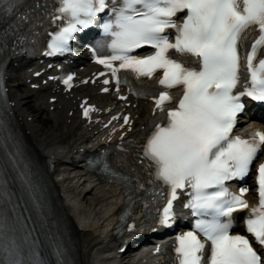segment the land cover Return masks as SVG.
I'll use <instances>...</instances> for the list:
<instances>
[{
	"label": "snow or ice",
	"instance_id": "snow-or-ice-1",
	"mask_svg": "<svg viewBox=\"0 0 264 264\" xmlns=\"http://www.w3.org/2000/svg\"><path fill=\"white\" fill-rule=\"evenodd\" d=\"M20 3L0 0V5H6L0 12L15 15ZM57 3L52 19L64 26L58 25L59 31L51 34L46 55L69 51L75 34L108 13L102 28L111 40L93 49L96 62L111 72L117 91L129 78L151 84V92L130 91L155 104L154 127L143 156L154 168L161 189L154 193L163 202L157 208L158 223L174 226L178 216L174 202L185 193L190 199L183 206L197 218L191 230L175 237L172 264H264V255L253 246L255 242L264 249V163L256 169L258 204L244 219L247 235L232 229L233 215L249 208L244 198L249 189L242 187L237 194L226 186L227 181L247 177L264 152V131L254 129L246 136L233 132L245 110V97L264 102V0ZM17 19L24 22L29 17L22 14ZM250 37L252 42L245 48ZM146 46L153 51L133 54ZM71 79L68 76L63 83L71 87ZM90 110L95 111L85 109L84 115ZM124 123H129L127 117ZM0 256V264H45L25 257L21 245L5 232L2 220Z\"/></svg>",
	"mask_w": 264,
	"mask_h": 264
},
{
	"label": "bare ground",
	"instance_id": "bare-ground-1",
	"mask_svg": "<svg viewBox=\"0 0 264 264\" xmlns=\"http://www.w3.org/2000/svg\"><path fill=\"white\" fill-rule=\"evenodd\" d=\"M31 67L21 60L12 63L7 72L9 93L17 124L26 134L29 148L43 164L50 158L56 160L55 169L49 174V183L61 214L72 226L79 264H135L133 261L125 262L127 258L120 257L116 252L131 239H118L112 235L117 222L114 212L123 200L118 189L107 182L96 183L84 164L66 163L74 154L87 148L95 140V135L102 137L106 132L76 118L78 94H62L52 86L30 91L28 86L32 83L39 87L29 73ZM84 94L98 102L104 100L92 90ZM53 99L56 101L53 102ZM33 102L36 109L32 108ZM141 108L146 112L144 107H140L135 113L139 114ZM145 112H141L137 120H141ZM45 115L47 118L50 116L53 122L43 133L47 123L41 122V119ZM60 130L64 131L67 142L62 141ZM121 240L123 243L118 244Z\"/></svg>",
	"mask_w": 264,
	"mask_h": 264
},
{
	"label": "rangeland",
	"instance_id": "rangeland-1",
	"mask_svg": "<svg viewBox=\"0 0 264 264\" xmlns=\"http://www.w3.org/2000/svg\"><path fill=\"white\" fill-rule=\"evenodd\" d=\"M32 108L33 109H36V104L35 102L32 103ZM49 117L47 118V115H45L42 119H41V122H46L47 123V127H43V133H46L47 132V129L52 125H49L48 122L46 120H48ZM59 133L62 135V141H65L67 142L68 141V138L65 137L64 135V131L60 130Z\"/></svg>",
	"mask_w": 264,
	"mask_h": 264
}]
</instances>
